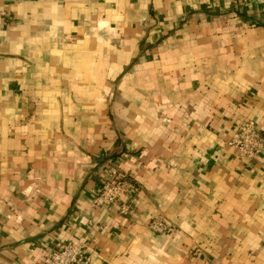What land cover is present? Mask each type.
Listing matches in <instances>:
<instances>
[{
  "label": "crops",
  "instance_id": "obj_1",
  "mask_svg": "<svg viewBox=\"0 0 264 264\" xmlns=\"http://www.w3.org/2000/svg\"><path fill=\"white\" fill-rule=\"evenodd\" d=\"M262 0H0V264H264ZM133 183L119 214L93 199ZM159 218L172 227H146Z\"/></svg>",
  "mask_w": 264,
  "mask_h": 264
},
{
  "label": "built area",
  "instance_id": "obj_2",
  "mask_svg": "<svg viewBox=\"0 0 264 264\" xmlns=\"http://www.w3.org/2000/svg\"><path fill=\"white\" fill-rule=\"evenodd\" d=\"M261 15L264 18V0L261 4ZM235 158L250 160L264 150V132L257 123L251 119H245L238 123L233 136L225 142ZM133 190V183L128 176L117 168L108 170V178L99 185L93 202L96 206H109L119 214L128 210V199ZM146 227L154 233L163 234L172 230L166 221L153 218ZM41 264H90L88 257L79 243L66 242L59 248L50 249Z\"/></svg>",
  "mask_w": 264,
  "mask_h": 264
}]
</instances>
